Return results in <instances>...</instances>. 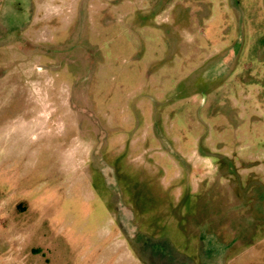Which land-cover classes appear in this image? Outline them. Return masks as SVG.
Wrapping results in <instances>:
<instances>
[{
  "label": "rangeland",
  "instance_id": "rangeland-1",
  "mask_svg": "<svg viewBox=\"0 0 264 264\" xmlns=\"http://www.w3.org/2000/svg\"><path fill=\"white\" fill-rule=\"evenodd\" d=\"M0 264H264V0H0Z\"/></svg>",
  "mask_w": 264,
  "mask_h": 264
}]
</instances>
